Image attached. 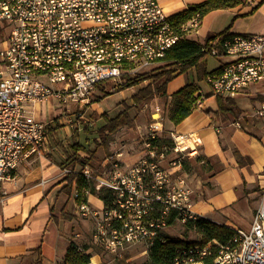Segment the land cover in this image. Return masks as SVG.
<instances>
[{"label":"built area","instance_id":"obj_1","mask_svg":"<svg viewBox=\"0 0 264 264\" xmlns=\"http://www.w3.org/2000/svg\"><path fill=\"white\" fill-rule=\"evenodd\" d=\"M160 5L159 0H0V182L13 178L21 159L49 141L48 122L30 112V103L52 98L60 105L73 104L74 118L66 121L80 129L97 84L159 66L179 38L194 37L198 13L180 26L179 34ZM205 39L196 42L220 60L205 77L211 92L233 97L264 84V33L222 31ZM197 85L194 107L202 108L206 93ZM254 115L264 116V102ZM234 125L240 127L239 119ZM163 126L161 115L153 114L139 135L144 153L132 164H123L117 150L107 156L109 170L99 174L90 163L62 168L64 173L80 171L96 192L110 191L101 208L87 200L90 188L74 190L73 196L82 198L78 214L93 220L95 241L112 255L121 257L141 244L148 249L171 224V212L181 222L199 217L184 180L176 176L173 184L162 164L170 155L168 162L179 165L178 158L196 155V147L191 137L173 131L172 142L163 141ZM259 197L249 227L234 228L223 243L212 240L213 248L208 243L181 246L173 263L264 264V185Z\"/></svg>","mask_w":264,"mask_h":264},{"label":"crops","instance_id":"obj_2","mask_svg":"<svg viewBox=\"0 0 264 264\" xmlns=\"http://www.w3.org/2000/svg\"><path fill=\"white\" fill-rule=\"evenodd\" d=\"M200 1L202 0H159V3L170 15ZM211 13H221L226 17L221 29L212 31L211 25L202 28L204 19ZM228 26L229 28L224 30ZM222 30L230 33H264V0H247L244 4L231 8L210 11L201 18L198 30L193 34L194 39L191 40L202 41ZM139 87L134 85L117 91L120 94L117 102L122 99L129 101ZM247 88L259 90L264 94L263 83H255ZM176 90L177 88L170 92L167 90L168 103L170 95ZM241 94L232 98L236 99ZM93 99L94 96H90L84 106L85 116L94 107H100L99 101L104 97L99 101ZM44 101L30 103L28 107L36 118L55 126L48 130L49 141L46 147L21 159L13 172V178L0 182V264H65L67 245L70 242L79 245L76 241L79 233L75 234L76 238L64 233V227L72 226L71 217L74 218V215L90 224L92 242L100 246L93 237L92 218H83L77 212L78 201L73 196L75 185H72L70 192L64 189L67 173L62 171L64 167L76 170L80 166L76 163L69 164L70 159L75 156H71V150L74 149L70 137L77 130L84 132V127L92 124L84 123L80 129L72 128L64 114H69L68 118L73 119L74 105H60L55 100L53 106L60 107L59 112L53 115L54 118L58 116L55 122L61 126L57 127L54 118L39 115V107ZM262 102L264 98H256L241 105L243 112L237 118L240 127L234 125L236 119H222L212 113L216 107L213 110L193 108L178 124H174L167 117L165 129L191 137V144L196 147L199 161L209 170L207 177L201 179L193 189L196 191L192 208L199 217L232 228L250 226L253 210L259 203L261 187L264 185V116L254 115L253 108L255 105L256 108L260 107ZM208 109L212 112H207ZM248 109L253 112H248ZM88 116L92 121L91 112ZM116 132L111 133L109 137L115 138ZM64 147L66 150L62 149ZM235 151L244 157L247 156L250 162L238 164ZM121 152L119 159L123 164H132L139 156L135 150ZM162 164L172 174L178 175L180 172V165L173 166L165 159ZM90 165L95 174L110 168L107 156L94 160ZM249 198H253L250 203ZM87 200L95 208L104 205V201L95 192H90ZM243 205L246 206L245 209L241 207ZM93 257L99 258V254L93 253L90 257L93 261L91 263L97 264L98 261H94Z\"/></svg>","mask_w":264,"mask_h":264},{"label":"trees","instance_id":"obj_3","mask_svg":"<svg viewBox=\"0 0 264 264\" xmlns=\"http://www.w3.org/2000/svg\"><path fill=\"white\" fill-rule=\"evenodd\" d=\"M247 0H202L195 4H189L186 8L174 12L169 15L168 19L170 23L175 27L176 31L181 34L180 26L185 23L189 18L198 13L201 18L205 16L208 12L215 9H225L231 8L239 4H244ZM225 28L224 30H227ZM223 31V30H222ZM214 34L206 37V42ZM208 52L204 49V44H200L194 40L187 39L186 37H181L176 42V44L170 48L165 57L163 58V63L157 66L154 72H142L134 76H121L120 82L105 81L104 83L97 84L96 87L101 91L100 95H96L93 101H99L103 97L117 92L119 90L139 85L143 81H148L146 85L140 86L136 92H134L130 99V104H125L123 109L115 113L114 115H109L108 112H103L97 114L92 112L91 116L96 119H100L98 124L94 129V137L92 138L93 148L89 149L75 142L72 144V148L76 153L78 150L84 151L85 155H75L69 161V164H79L80 166L84 164H91L94 160H97L95 153L99 147L107 149L108 138L111 133L116 132L122 126H132L133 117L130 110L133 108L138 110L144 103L151 101L154 98L167 99V84L174 77L182 72L190 71L193 75V80L187 81L183 86L177 88L170 95V102L168 108V118L174 124L181 122L186 115H189L194 107L195 93L197 91L198 85L197 81L205 78L208 71L207 57ZM113 84L110 91L105 90L107 85ZM214 94L213 92L206 94V97ZM215 95V94H214ZM216 97V109L207 110V112H212L215 115H219L222 119H237L243 110L238 106L237 102L232 97H222L215 95ZM58 116L53 119L56 121ZM91 127V126H90ZM90 127H84L86 131ZM51 123H48L47 129H53ZM166 141V139H163ZM238 164L249 163L250 159L246 156L240 155L235 151ZM66 185L64 189L70 192L72 185H75V189L80 191L85 188H90L92 193H97V195L104 201L108 202L110 197V191L101 188L99 191H94L92 184L88 181L83 174L78 172L69 171L65 176ZM84 198V197H83ZM82 198L77 197L76 201H80ZM175 213L171 212L168 219L169 223L173 222ZM185 224L189 227H195L196 231L200 233L201 237L199 241L189 242L179 237H169L166 234H160L157 236L153 242H151L147 254L149 264H174L173 257L176 253V249L181 246L191 245L193 243L210 244L213 248L212 240H218V242L223 243L232 237L234 233V228L216 223L206 218L198 217L195 220L187 219ZM68 248L65 253V264H87L90 261L91 255L85 253L83 249H80L78 245L74 242H70L67 245Z\"/></svg>","mask_w":264,"mask_h":264},{"label":"rangeland","instance_id":"obj_4","mask_svg":"<svg viewBox=\"0 0 264 264\" xmlns=\"http://www.w3.org/2000/svg\"><path fill=\"white\" fill-rule=\"evenodd\" d=\"M224 18L226 17H224V15L221 13L220 14L211 13L210 15H208V17L204 19V24L202 25V28H205L208 25H211L212 31L221 29L224 23L223 22ZM187 39L191 40L193 39V37L187 38ZM218 61L220 60H218L217 58L213 56L211 57L208 56L207 66H206L207 70H211L212 68H214L218 64ZM221 61H224V60H221ZM156 67H157L156 65L151 66L149 68H146L142 72H146V73L154 72ZM193 79L194 78H193L192 72L190 71L182 72L178 74L176 77H174L171 81L168 82L167 90L169 92L173 91L175 88H178L181 85H183V83H186L187 81H191ZM147 82L148 81H143L141 84H139V86H144L146 85ZM197 84H199L200 88H202L206 94L211 93V87L206 82L205 78L197 81ZM112 85L113 84L107 85L105 87L106 88L105 90H108V91L112 90L111 89ZM243 91L244 92L235 99L238 106L240 107L242 104L246 103L247 101L248 102L254 101L256 98H261V99L264 98V94H262L259 90L246 88ZM91 92H92L91 98L92 96L95 97L96 95L101 94V91L97 87ZM119 96L120 94L117 92L115 94L113 93V94L105 96L103 100L99 101L100 107H94V109H92L90 112L91 113L96 112L97 114L108 112L109 115H114L118 111L122 110L125 104L131 103L130 98H129V101L122 99L119 102H117L118 99L120 98ZM167 100L163 98H155L147 103H144V105L138 110H135L132 108L130 110V113L134 120L133 125L132 126H122L116 132L115 138L109 137V143L107 146L108 149L106 150L103 147H99L95 153L96 158L101 159L104 156H108L112 152L117 151V150L124 151V152L125 150H128V152L135 150L138 152L139 156L143 154L145 149L143 148L142 140L139 136L140 132L145 131V128L152 121L153 114L154 116H156L157 114L161 115V120L163 121V125L165 122L167 123L168 108H169V103ZM55 102L56 101L52 98L45 99L44 103H41L39 107L40 108L39 115L41 117L44 116V117H49L51 119L54 118L53 115L55 114V112H59L60 110V107L58 108L57 106H53L55 105ZM203 102H204V106H203L204 109L210 108L213 110V108L216 107V97L214 94L207 96ZM255 106H253V108H256ZM156 108H158V111L154 112ZM72 111L73 109L71 110V112ZM90 112H88L86 115V118L88 121L83 120V119H79V121L81 122V126L84 125L85 123V124H92L91 127L88 126L90 128H88L84 132L81 130L79 131L77 130V132H73V135L70 137L72 144L77 142L89 149L93 148L92 138L94 137V134H95L94 129L96 125L98 124V122L100 121V119H96L95 117H92V116H91L92 121H90L89 120L90 118L88 116ZM248 112H253V110L248 109ZM64 116L65 118H68L69 114L66 113L64 114ZM55 125L57 127L61 126L56 122H55ZM163 128L164 129L162 130L163 132L161 133V138L162 139L165 138L166 142L171 143L172 137L170 135V131L165 129L166 128L165 125L163 126ZM62 149L66 150L65 147ZM71 151H72L71 156L76 155L74 150H71ZM77 154L80 156H83L85 155V152L80 150ZM71 156L69 157L71 158ZM169 157L170 155L169 156L167 155L166 158L164 159L168 160L167 158ZM199 158H200L199 155L180 156V158H178L179 165H180L178 168L180 172L178 173V175L177 173L176 174L173 173L172 178H171V180L173 181V184L176 181H178V179H176V176H179V178H182L184 180L183 186L187 188L188 190H190L191 192L190 199H189L191 202L195 198L194 192L196 190H193L195 185L201 179H205L209 171V170H206L204 163H201L199 161ZM252 199L249 198L248 202L250 203ZM241 207L245 209L246 206L243 205ZM72 213H73V210H72ZM239 213L240 215H243L242 212H239ZM71 219H72L71 221L72 226L68 225L67 228L64 227V233H66V235L71 236L72 238H76L75 234L79 233V238L76 239L77 244L79 243L78 246L81 249H83L85 253H89L90 255L93 253H98L99 258L98 257L93 258L94 261H98L96 262L97 264H149L148 254H147L148 249H146L144 245L141 244V245H136V246H130L123 252L121 257L112 255L103 246H98L96 245V243L92 242V237L89 231V226H90L89 223L79 220V218H77V216L75 215H74V218L72 216ZM185 222H181L178 218H174L173 222L170 225H168V227L162 232V234H166L169 237H175V238L179 237L189 242L199 241L201 237L200 233L196 231L195 227L187 226ZM89 262L91 263L93 261L90 260Z\"/></svg>","mask_w":264,"mask_h":264},{"label":"bare ground","instance_id":"obj_5","mask_svg":"<svg viewBox=\"0 0 264 264\" xmlns=\"http://www.w3.org/2000/svg\"><path fill=\"white\" fill-rule=\"evenodd\" d=\"M94 258V257H93ZM94 260V259H93Z\"/></svg>","mask_w":264,"mask_h":264}]
</instances>
